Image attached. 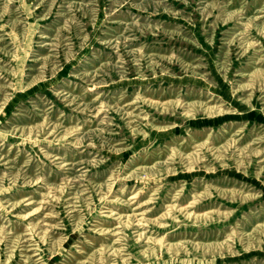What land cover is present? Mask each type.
<instances>
[{
	"label": "rangeland",
	"instance_id": "1",
	"mask_svg": "<svg viewBox=\"0 0 264 264\" xmlns=\"http://www.w3.org/2000/svg\"><path fill=\"white\" fill-rule=\"evenodd\" d=\"M0 264H264V0H0Z\"/></svg>",
	"mask_w": 264,
	"mask_h": 264
}]
</instances>
